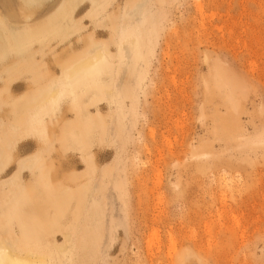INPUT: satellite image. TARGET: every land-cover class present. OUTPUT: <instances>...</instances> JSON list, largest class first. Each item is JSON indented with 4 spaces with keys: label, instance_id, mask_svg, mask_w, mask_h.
I'll list each match as a JSON object with an SVG mask.
<instances>
[{
    "label": "rangeland",
    "instance_id": "1",
    "mask_svg": "<svg viewBox=\"0 0 264 264\" xmlns=\"http://www.w3.org/2000/svg\"><path fill=\"white\" fill-rule=\"evenodd\" d=\"M89 9L86 3L77 14L85 27L38 54L37 63L54 68L55 53L108 28ZM147 13L143 73L117 113L101 105L107 123L108 113L117 116L118 139L102 136L92 149L103 178L114 174L117 185L115 235L96 260L104 212L99 221L86 213L78 175L85 164L66 172L78 178L73 204L63 199L52 220L56 233L72 224L74 210L85 214L72 264H264V0H150ZM47 228L27 233L40 238Z\"/></svg>",
    "mask_w": 264,
    "mask_h": 264
},
{
    "label": "bare ground",
    "instance_id": "2",
    "mask_svg": "<svg viewBox=\"0 0 264 264\" xmlns=\"http://www.w3.org/2000/svg\"><path fill=\"white\" fill-rule=\"evenodd\" d=\"M86 3L88 12L101 13L100 25L108 28L96 29L79 44L55 53L54 68L37 63L38 54L45 55L46 50L85 27L83 16L77 14ZM109 3L14 0L8 4L0 0V264H72L83 240L78 236V221L83 225L85 214L71 212L72 224L60 227L59 234L52 220L61 213L63 199L68 207L73 204L70 198L75 194L72 188L78 175L84 178L80 188L85 189L86 213L94 212L93 218L99 221L104 212L96 260H101L115 235L117 185L114 174L103 178L97 164L100 153H92V149L102 136L118 139L117 116L108 113L107 123L108 115L100 112L101 105L115 106L117 113L143 73L145 53L139 46V35L148 26L150 0H126L111 8ZM105 32L108 38L98 37ZM29 74L27 89L19 91L21 79ZM91 105L97 113L90 114ZM70 113L73 118L68 117ZM150 132L153 135L154 129ZM32 137L34 147L27 146L26 153L19 154L18 148ZM75 150H80V158ZM83 164L85 173H66ZM26 172L31 173L30 179L25 177ZM29 211L40 212L41 216H31ZM28 227L48 228L40 238L31 232L37 239L33 241Z\"/></svg>",
    "mask_w": 264,
    "mask_h": 264
}]
</instances>
